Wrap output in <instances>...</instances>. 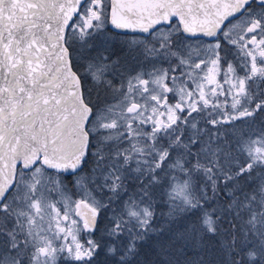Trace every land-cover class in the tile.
Here are the masks:
<instances>
[{
  "label": "snow or ice",
  "instance_id": "1",
  "mask_svg": "<svg viewBox=\"0 0 264 264\" xmlns=\"http://www.w3.org/2000/svg\"><path fill=\"white\" fill-rule=\"evenodd\" d=\"M0 264H264V0H0Z\"/></svg>",
  "mask_w": 264,
  "mask_h": 264
}]
</instances>
